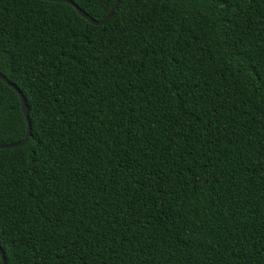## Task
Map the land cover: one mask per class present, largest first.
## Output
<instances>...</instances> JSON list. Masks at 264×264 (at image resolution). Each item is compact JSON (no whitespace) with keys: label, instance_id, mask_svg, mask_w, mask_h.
Returning a JSON list of instances; mask_svg holds the SVG:
<instances>
[{"label":"trees","instance_id":"trees-1","mask_svg":"<svg viewBox=\"0 0 264 264\" xmlns=\"http://www.w3.org/2000/svg\"><path fill=\"white\" fill-rule=\"evenodd\" d=\"M0 73L5 264H264V0H0Z\"/></svg>","mask_w":264,"mask_h":264},{"label":"water","instance_id":"water-1","mask_svg":"<svg viewBox=\"0 0 264 264\" xmlns=\"http://www.w3.org/2000/svg\"><path fill=\"white\" fill-rule=\"evenodd\" d=\"M44 1L68 4L76 10V12L78 13V15L80 17H82L83 19L88 21L90 24L97 26V25L104 24L112 16L113 12L117 8L119 0L114 1V4L111 7V9L109 10V12L107 13V15L100 20H95V19L91 18L89 15H87L84 11H82L77 5H75L70 0H44ZM0 80L4 84L9 86L17 94L19 101H20L21 111H22V114L24 115V118H25V121L27 124L26 134L22 140H20L19 142L11 143V144L0 145V149H10V148H15V147H19V146L23 145L27 141V139L30 135V124H29V119H28V107H27V104L25 102V99H24L22 93L13 84H11L1 73H0ZM0 258H1V264H5V258H4V254L1 250V248H0Z\"/></svg>","mask_w":264,"mask_h":264}]
</instances>
